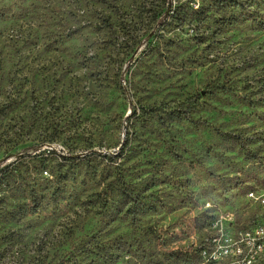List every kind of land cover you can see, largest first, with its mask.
Segmentation results:
<instances>
[{"label":"rangeland","instance_id":"obj_1","mask_svg":"<svg viewBox=\"0 0 264 264\" xmlns=\"http://www.w3.org/2000/svg\"><path fill=\"white\" fill-rule=\"evenodd\" d=\"M262 199L264 0H0V264H264Z\"/></svg>","mask_w":264,"mask_h":264},{"label":"built area","instance_id":"obj_2","mask_svg":"<svg viewBox=\"0 0 264 264\" xmlns=\"http://www.w3.org/2000/svg\"><path fill=\"white\" fill-rule=\"evenodd\" d=\"M45 174H46V173H45ZM248 195H249L250 198H253V199L259 200V197H255V196H254V192H250ZM261 202L264 203V199H262ZM228 252H229V251L226 250V249H222V250L220 251V253H228ZM234 252H235V251H234Z\"/></svg>","mask_w":264,"mask_h":264},{"label":"trees","instance_id":"obj_3","mask_svg":"<svg viewBox=\"0 0 264 264\" xmlns=\"http://www.w3.org/2000/svg\"><path fill=\"white\" fill-rule=\"evenodd\" d=\"M47 174V172H45Z\"/></svg>","mask_w":264,"mask_h":264}]
</instances>
